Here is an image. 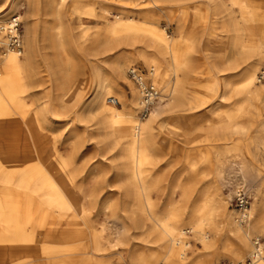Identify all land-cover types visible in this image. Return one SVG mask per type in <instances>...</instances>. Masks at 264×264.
Wrapping results in <instances>:
<instances>
[{
  "label": "rangeland",
  "instance_id": "1",
  "mask_svg": "<svg viewBox=\"0 0 264 264\" xmlns=\"http://www.w3.org/2000/svg\"><path fill=\"white\" fill-rule=\"evenodd\" d=\"M59 1L38 0L36 4L39 6V13L27 16V20L34 23L35 39L39 51L33 56L34 70L26 79V85L14 90V97L19 103L10 105V107L5 106L7 100L0 93V124H7L12 131L16 132L14 135L0 136V156L5 153L1 146L8 144L7 141L17 145L16 148L20 149L19 153H24V144L31 139L27 131L32 127L31 129L35 131L36 129L42 130L40 145L46 144V140L50 141L58 151L60 150L61 158L67 161L66 169L69 171L76 169H74L76 171L74 180L76 184L82 186V189L87 190L95 185V179L100 182L101 179L107 178L105 182L107 185L105 184L100 192L99 203L96 207L100 211L99 216L93 220L98 228H104L102 235L113 241L121 239L122 242L115 244L113 258L111 256L107 263L103 264H132L130 254L136 256L143 252H158L160 245L153 234L150 237L151 241H146L145 235L141 238L142 233L131 226L129 213L124 211L125 207L131 205L133 201H130L131 198L127 199L124 189L119 193L117 180L125 177L127 173L130 175L133 165H129V168L125 169L126 172L122 171L119 177L116 175L118 165L113 157L119 152L120 146L108 148L102 145L97 120L86 110L87 103L92 96L90 91L93 86L94 73L100 72L110 79L114 74L112 67L117 58L126 57L138 46L139 43L133 44L131 41L126 42L127 38L123 39L127 37L126 34L130 29L136 28L139 31L150 32L148 27L155 26L163 34L175 35L174 29L180 25L176 17L180 10H184L187 16L194 13L196 23H188L176 32L181 31L191 36L198 41L197 46L199 45L198 49L194 48L190 51V68L181 72L186 84L185 90L188 93L186 97H189L191 93H197L199 102L207 99L212 93L206 95L203 91L206 90L212 77H214V82L210 88L217 97L220 80L231 79V83L235 84L239 79L240 67L233 71L222 72L223 74H214L208 68L205 57L200 52L202 51L200 39L203 37H199L201 31L207 30L208 24L209 5L204 0L162 3L160 7H163L164 11L159 10L150 0H63L60 6L57 4ZM18 2L21 6L19 10L9 12L11 0H0V12L4 13L2 18L6 20L10 15H19L22 39L25 21L21 15L24 16L28 2L26 0ZM49 3H52V6L49 7ZM250 4L258 7L259 2L250 0ZM199 9L202 10V15ZM115 16H119L125 23H121L122 21L115 23ZM123 18L126 19L123 20ZM1 35L0 32V38ZM110 40L113 44L117 41L114 47L108 46L107 42ZM55 44L60 45V53L63 56L61 74L57 77L49 74L42 57L45 52L49 51L48 47ZM20 50L22 55L24 47L22 46ZM198 57L199 59L196 60ZM136 64L143 68L141 60L135 59L130 65ZM128 66L127 61L125 71ZM263 68L264 60L255 68L256 77ZM256 83L264 86V80L259 82L256 78ZM76 86H79L83 94L81 103L78 104H75L76 99L72 92ZM121 86L128 94L127 85L121 81ZM108 91L104 100L106 104L116 105L120 109L126 106L119 87L109 85ZM110 97H114L118 103H109ZM246 100H248L249 107L246 113L230 116L240 123V128L231 129L225 135L210 136L208 139L197 136L192 141L188 140L193 135H198V126L200 128L209 126L212 118L217 116V113L208 111L204 105L191 108L186 105L183 110L187 114H184V118H180L183 123L174 133L166 126L167 122L173 119L174 113L160 115L155 121L150 143L155 156L153 163L156 165L146 167L150 172L149 177L156 182V188L150 191V196L156 203L152 211L155 214L162 213L167 203L171 202L176 207L184 205L187 214L194 210V206L197 209L205 208L203 212L207 216L204 229L194 230L188 234L191 244L185 250L187 254L185 264H223L227 261L243 260L249 255V252H245L242 256L235 258L232 254L222 250L221 237L227 220L225 213L231 208H239L236 205V187L243 185L240 189L244 188L247 191L249 197L247 207L263 203L262 215L264 216V126L259 123L260 120H264V111L261 109V101L257 98H250L248 95H242L230 98L224 103L217 104L216 107L227 109L231 102ZM45 103H48L50 107L49 114L44 119H37L36 111ZM63 103L68 110L64 108L62 111L66 112V116L59 117L52 111V107ZM5 107L10 108L9 111L5 112ZM128 114L130 119H137V111L129 110ZM113 139H116L114 134L111 137V140ZM119 143L122 145V141ZM219 157L226 162L221 173L218 171L219 165L216 160ZM34 158L37 162L42 160V157L37 159L35 155ZM15 173L20 179L18 184H14L19 189L14 201L18 203L19 224L22 236L24 235L20 239L27 243L31 241L40 245L47 240L43 236V231H47V228L41 224L43 221L40 218V197L34 191H29L31 200L28 202L27 216L29 218H27L25 216L26 207L23 203V191L27 189L24 188L23 183L21 184L22 174L25 173V176L29 174L31 178L36 170L15 171ZM5 186L0 183V191H3L2 188ZM182 186L190 189L188 200L181 195ZM231 195L233 199L230 198ZM48 209L50 216L47 221L53 229L55 227L57 234L61 235L63 228H68V226L60 223L64 220L61 218L59 221V215L55 210L49 207ZM256 216L254 213L253 218L255 219ZM58 225L60 233L57 230ZM189 226L188 222L182 225L187 228L186 230ZM205 231L208 235L206 239H204ZM259 234L264 241V234L261 232ZM227 236L225 235L224 239L236 242L233 238L229 240ZM55 239L63 244V253L65 252L66 255L73 250L72 242H63L64 240L59 237ZM107 251L109 250L100 252L104 254Z\"/></svg>",
  "mask_w": 264,
  "mask_h": 264
},
{
  "label": "bare ground",
  "instance_id": "2",
  "mask_svg": "<svg viewBox=\"0 0 264 264\" xmlns=\"http://www.w3.org/2000/svg\"><path fill=\"white\" fill-rule=\"evenodd\" d=\"M18 1L11 0L8 8L9 12L19 10L21 6ZM26 1L28 2L27 8L24 16L21 15V18L24 17L25 21L22 38L24 51L22 55L21 50L18 51L8 47V39L4 38L3 30L4 27H10L13 16L19 18V15H10L6 20L2 18L4 13L0 12V32L2 33L0 50L4 49V51H0V93L6 98L7 103L5 106L8 107L19 103L14 97V90L26 85V79L30 77V73L34 70L33 56L37 55L39 51L35 39L34 23L27 20V16L30 14L39 13L40 9L36 4L38 0ZM173 1L189 0H150L162 11L165 9L160 7V4ZM204 1L209 5L207 28L209 26L210 31H208L207 36H204L205 39L204 37L200 39L202 41L200 45L202 51L200 52L203 53L208 68L214 74H223L222 72L233 71L240 67L239 79L235 84L231 83V79L220 80L217 97L210 88V85L214 82V77L209 80L206 90L203 91L206 95L212 93L207 99L199 102L200 99H198L197 93H191L189 97H186L188 93L185 90L186 84L183 81L181 72L190 68V51L199 45L197 46L198 41L191 36L189 37L181 31L176 32L183 29L184 25L186 26L188 23H196L195 14L187 16L184 10H180L176 16L180 25L174 29L175 35L163 34L155 26L148 27L150 32L139 31L136 28L130 29L126 34L127 37L123 39L127 38L126 42L131 41L133 44L135 42L139 43L138 46L126 57L117 58L115 65L112 67L114 74L110 79H107L100 72L94 73L93 86L90 91L92 96L87 103L86 110L88 113L93 114L97 120L102 145L108 148L120 146L119 152L113 157L118 165L116 166V175L119 177L122 171L126 172L125 169L127 170L129 165H133L130 175L127 173L125 177L117 180L119 193L124 189L127 199L131 198L130 201H133L131 205L125 207L124 211L129 213L131 226L142 233L141 238L142 235H145L146 241H151L150 237L153 234L156 237V242L160 245L158 252H143L136 256L130 254L132 264H185L187 255L185 250L191 244L190 235L188 234L194 230L201 231L204 229L207 218L203 212L205 208L197 209L194 206V210L187 214L184 205L176 207L171 202L167 203L162 213L155 214L152 211L156 203L152 200L150 191L156 188V182L149 177L150 172L147 171L146 167L156 165L153 163L155 162V156L152 152L150 136L154 132L157 118L160 115L174 113L173 119L166 124L168 129L174 133L179 130L180 125L183 123L180 118H184V114H187L183 110L186 105L189 108L204 105L208 111L211 110L213 113H217V116L212 118L209 126L197 127L198 135H193L188 139L192 141L197 136L208 139L210 136L225 135L231 129L237 130L240 128V123L230 116L246 113L249 108L248 100L231 102L227 109L216 107L217 104L224 103L230 98L248 95L250 98L260 99L261 109L264 111V86L258 85L256 78L259 82L264 79H259V73L257 77L255 75L257 64L264 60V0H255V2H259L258 7L250 4V0ZM62 3L63 0H60L57 4L60 6ZM48 6H52V3H49ZM199 12L200 15L203 14L201 9H199ZM119 21H122L121 18L115 16L114 22L120 23ZM121 23L125 22L122 21ZM107 43L108 46L114 47L117 41L114 44L111 40ZM48 48L49 51L42 56L43 62L46 64L49 74L57 77L58 74H61L63 61L60 45H50ZM135 59L141 60L144 69L137 64L130 65ZM127 61L129 64L128 69L135 66L139 71V78L136 82L125 71V62ZM121 81L127 85L128 94L121 86ZM148 84L158 90V97L150 103L148 115L142 117V111L148 109L149 105H146L143 100V88ZM109 85L119 87L122 99L126 103V106H123L122 109L116 107V105L105 103L106 94L109 93ZM72 92L76 99L75 104L81 103L83 94L79 86L74 87ZM111 98L115 102L109 103H118L114 97L109 99ZM8 107L4 108L5 112L9 111L10 108L8 109ZM64 108L66 109L64 103L61 105L55 104L52 111L62 117L66 116V112L62 111ZM49 109L48 103L39 107L36 111V118L44 119L49 114ZM129 110L137 111V119H130L128 116ZM259 123L264 126L263 119ZM31 128H28L27 131L31 139L25 142L24 153H19L20 149L16 148L17 145L10 144L7 140L8 144L1 146L5 153L0 156V172L36 170L31 178L29 174L26 176L25 173L22 174L21 184L23 183L28 193L32 190L39 195L41 203L40 216L44 221L42 225L47 228L48 221L46 220L50 216L48 207L52 208L58 213L59 220L61 218L64 220L60 223L68 226V228H63L61 237L70 238L74 242V247L79 252L78 263H107L111 256L113 258L115 244L122 242L121 239L113 241L102 235L104 228H98L93 220V218L99 216L100 211L96 207L99 203V194L105 187L107 178L101 179L100 182L95 179V185L87 190L86 188L82 189V186L76 184L74 180L76 169L73 168L71 171L66 169L67 161L61 158L60 150L58 151L54 144L50 141L47 142V140L46 144L40 145L42 130L36 129L37 131H35ZM15 133L9 128V125L0 124V136H9ZM113 134L116 139L111 140ZM121 141L122 145H119ZM34 155L37 159L42 157V160L40 162L35 161ZM216 160L219 165L218 171L221 173L226 162L220 157ZM71 161L73 162V160ZM240 187H243V185L236 187L235 193L240 191ZM181 195L188 200L190 189L187 186H182ZM232 195L230 198L233 197ZM14 206L13 204L12 208ZM262 207L263 203L253 204L251 207L235 208L236 210L231 208L225 213L227 220L221 237L222 250L232 254L235 258L249 252L245 259L232 262L247 264V258L251 256L252 262L250 264H264V241L259 234L260 232L264 234ZM254 213L257 215L255 219L253 218ZM184 222L190 224L188 230L182 227ZM58 227L60 228L59 225ZM101 235L102 237H100ZM204 235V239H206L208 236L207 231L204 232ZM225 235H228L229 240L233 238L236 242H229L224 239ZM255 240L258 242L257 244ZM256 245H258L257 251L255 249ZM104 250H109L107 251L109 253L102 254L101 252H104ZM80 254L85 255L81 256Z\"/></svg>",
  "mask_w": 264,
  "mask_h": 264
},
{
  "label": "crops",
  "instance_id": "3",
  "mask_svg": "<svg viewBox=\"0 0 264 264\" xmlns=\"http://www.w3.org/2000/svg\"><path fill=\"white\" fill-rule=\"evenodd\" d=\"M175 24L177 25V22ZM208 31H210L209 26L206 31L199 33V37L207 36ZM198 59L199 57L196 58V60ZM19 180V175L15 171L0 172V183H3V186L6 185L2 188L3 191H0V264H79L78 251L74 247V242L70 238L65 239L60 234L58 235L55 227L53 229L49 225V221L47 224L48 231H43V236L47 239L44 243L38 245L20 239L24 235L22 236L19 224L18 203L14 201L18 195L17 191H19L14 184H18ZM23 192V203L26 207L25 216L29 218L27 212L31 193ZM13 204L15 206L12 208ZM40 218L43 221L41 216ZM43 223L44 221L41 224ZM57 230L60 233L59 227ZM58 237L63 239V242H72L71 247L73 250L69 254L63 253V244H60V240L55 239Z\"/></svg>",
  "mask_w": 264,
  "mask_h": 264
},
{
  "label": "built area",
  "instance_id": "4",
  "mask_svg": "<svg viewBox=\"0 0 264 264\" xmlns=\"http://www.w3.org/2000/svg\"><path fill=\"white\" fill-rule=\"evenodd\" d=\"M18 16H13L12 17V24L9 26L4 27V38L8 39V47L12 48V49H16L18 51H20V49L22 48V39L20 36V20ZM127 73L129 75L130 78H132L135 82L138 81L139 78V71L137 68H135V66L129 68L127 70ZM259 79L262 80L264 79V68L259 72ZM144 94H143V100L144 102L148 105V109H145L142 111L141 115L142 117H145L148 115L149 113V106L151 105L150 103H152L153 101H155V99H157L158 97V90H156L155 87H153L152 85L148 84L143 88ZM110 102H115L113 98L110 99ZM235 198H236V205L241 209V208H246L248 206V199L249 197L247 196V191L242 188L240 189V191L238 193H235ZM256 244L258 243L257 240H255ZM256 251L258 250V245L255 246ZM250 262H252V257L250 256L249 258H247L246 263L250 264ZM224 264H242V263H234V262H224Z\"/></svg>",
  "mask_w": 264,
  "mask_h": 264
}]
</instances>
